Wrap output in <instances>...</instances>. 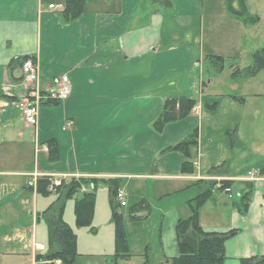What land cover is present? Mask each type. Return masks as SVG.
I'll use <instances>...</instances> for the list:
<instances>
[{
    "label": "crops",
    "instance_id": "0c3cea01",
    "mask_svg": "<svg viewBox=\"0 0 264 264\" xmlns=\"http://www.w3.org/2000/svg\"><path fill=\"white\" fill-rule=\"evenodd\" d=\"M65 1L0 0V110L8 108L6 100L14 102L23 97L19 84L25 80L22 68L18 63L10 69L20 57L37 59L42 89L53 86L62 74H68L73 85L67 100L43 105L38 126L30 127L26 138L34 146V139L51 144L54 151L35 155L33 163L21 172L24 180L26 173L41 168L48 173L122 179L123 190L126 180L127 189L134 180H140L146 191L141 192L139 185L137 199H146L151 205L152 193L165 200L197 188L182 200L194 198L200 192L199 178H206L205 171L215 166L227 164L228 168L213 178L224 175L245 183L241 179L245 174L234 159L217 157L205 162L201 158L205 142H200L199 156L195 155L193 174L181 172L184 156L180 152L161 153L196 128L200 132L203 122L197 114L203 108L199 104L190 116L169 123L162 133L153 129L164 101L179 97L170 95L172 86L177 87L170 75L182 72L190 77L196 57L193 44L189 47L180 41L177 30L165 29L167 19L175 5L179 13L198 15L199 0H170L171 7L155 0H86L83 15L71 22L63 20L60 9L50 7L64 6ZM252 11L258 15L255 9ZM66 120L75 124L65 131ZM212 144L210 140L206 146L215 149ZM240 186L232 187L228 202L213 195L199 212L200 223L207 230H240L226 243L228 258L224 264H243L242 258L264 257V181L245 191ZM249 189L254 194L253 214L251 206L242 212L235 201ZM150 208L151 216L155 211L160 216V236L156 248L148 242L140 248L146 251L148 261L144 264H149L155 251L158 264H172L171 260L179 255L176 224L189 213L178 207Z\"/></svg>",
    "mask_w": 264,
    "mask_h": 264
},
{
    "label": "rangeland",
    "instance_id": "374dc122",
    "mask_svg": "<svg viewBox=\"0 0 264 264\" xmlns=\"http://www.w3.org/2000/svg\"><path fill=\"white\" fill-rule=\"evenodd\" d=\"M246 1L249 13L256 15L252 9L258 13L259 21L256 24H245L242 18L230 14L227 0H199L198 15L179 13L175 5L173 13L167 19V26L165 25L166 30H177L180 41L189 47L193 44L196 53L193 62L195 68L193 67L190 77L182 75V72H173L170 75L177 83H173L177 87L175 89L172 86L170 95L194 98L197 104L202 106L200 113H195L197 118L202 117L203 122L200 128V142H205L207 145L211 140L215 149L204 145L200 150L203 155L201 158L205 162L217 160V157L220 160L234 159L241 173L245 174V178L241 179L249 183L243 184L239 182L240 179H230L234 180V186L241 184L240 188L243 191L264 181V69L255 75H247V70L253 63L254 53L264 48V0ZM211 56L224 58L223 69L219 71L212 64ZM19 84L22 86L23 97L15 99L14 102L6 100L8 108L5 111L0 110V264H36L35 258L40 251L35 249V243H43L46 249L49 246L48 228L44 219L39 220V217L59 195L58 193L44 195L39 193V189L37 191L29 189L26 185L27 175L25 174L26 181L21 175V172L31 165V161L33 163L37 153H33L35 146L29 138H26L31 129L25 123L19 108L21 102L30 99L33 84L25 80ZM208 98L219 101L217 109L213 112L207 111L204 107V102ZM234 128H238L240 144L237 139L233 140L234 137L230 138L234 135L231 131ZM195 155L199 156V148L195 150ZM260 166L263 167L261 174L253 178L250 173L255 172L256 167ZM225 167L228 168V165H222L215 171L219 170L220 174H224L227 172ZM40 171L43 174L48 173L42 168ZM208 171L210 170L205 172ZM64 174L69 175L68 172L62 173ZM219 176L213 178L214 175L209 176L207 173V177L199 178V181L229 179L224 175ZM71 177L90 179L80 174ZM127 183L128 180L123 186H125L128 206H120L118 210L122 212L128 257L121 258L115 255L118 228L113 221L108 187L99 186L94 215L89 225L78 224L75 198L66 201L63 217L77 235L79 255L75 264H117V262L144 264L148 261L144 257L146 251H140V248L147 242L154 248L158 245L160 216L157 211L152 216L151 211L150 213L143 211L145 213L137 214L143 218L135 221L132 213L135 211V205L140 202L137 199L138 187L141 185V192L146 189H143L144 183L142 184L140 180H134L129 189ZM202 185L203 190L208 186L206 182ZM197 186L201 191V185ZM196 189L191 188L186 194L177 193L165 200L158 199L152 193V205H150L164 209L178 207L181 211L185 209L189 213L187 217L191 213L189 200L182 199H188L190 192ZM215 191V198H224L226 201L228 195H233V189L232 192H226L215 187ZM234 194L236 196L235 192ZM253 195L252 193V199ZM235 201L237 205L241 204V197L239 201L235 198ZM251 202L248 209L251 206V214H253L254 204L251 205ZM148 218L149 220H143ZM43 251L41 253H44ZM156 252L152 254L149 264H158Z\"/></svg>",
    "mask_w": 264,
    "mask_h": 264
},
{
    "label": "trees",
    "instance_id": "16d2710c",
    "mask_svg": "<svg viewBox=\"0 0 264 264\" xmlns=\"http://www.w3.org/2000/svg\"><path fill=\"white\" fill-rule=\"evenodd\" d=\"M163 3L167 7L172 6L170 0H155ZM86 0H66L64 3V9L61 11L62 18L65 22H71L79 19L85 8ZM228 11L230 14L243 19L245 24L252 25L259 21V16L251 15L248 10L246 0H228ZM27 56L20 57L15 60L10 69L13 70L16 65L22 66L23 61ZM211 62L220 71L223 69L225 60L220 56H211ZM261 69H264V48L258 50L253 55V63L247 70V75H255ZM239 71V70H238ZM239 73V72H238ZM237 74V73H236ZM59 104V103H53ZM219 101L208 98L204 102V107L207 111L213 112L217 109ZM197 106V101L194 98L179 96L170 97L164 101L163 108L158 117L153 122V129L162 133L169 123L178 122L186 119L193 113V110ZM234 135L230 136L233 140L241 143L237 128L231 130ZM231 132V133H232ZM229 133V131H228ZM232 133V134H233ZM200 145V132L199 128H196L189 133L184 139L175 145H170L162 149L161 153L165 152H180L184 156L181 172L183 174H193L196 171L195 165V150ZM50 154L54 149L51 144ZM53 160L54 157H52ZM220 166L213 167L208 171V175L212 176L220 172L215 171ZM69 179V180H68ZM207 183L208 186L204 188L202 183ZM49 183V177H45L40 180L39 193L49 195L47 186ZM122 179L116 178H67L63 184L58 187L57 198L44 210L39 217V220L44 219L48 228L49 246L48 249L39 253L35 258L36 264H75L78 253L77 235L74 229L64 220V210L66 207V201L75 198V214L77 222L80 225H89L94 215V209L97 198V191L100 185H107L110 191L111 205L113 208V221L117 226V247L115 254L118 257H128L129 253H126V235L122 225V212L118 210L120 204L117 200V194L122 188ZM198 184L201 185L202 190L196 197L190 199L188 204L191 208L190 216L181 218L176 224L177 243L179 248V255L173 258L172 264H224L228 258L226 254V243L229 239L239 234L240 230L233 228L227 231H215L207 230L200 223L199 212L200 209L206 204V202L214 195L215 187L219 184L216 180H198ZM221 187L219 190H224L227 187L234 186V180L226 179L220 181ZM244 183V182H243ZM245 182L244 184H248ZM89 186L87 191L83 190L84 186ZM82 191V193H81ZM56 193V194H57ZM78 195V196H77ZM80 195V196H79ZM252 193H245L241 198L240 210L245 212L248 210ZM135 211L132 213L134 219L140 218L137 216L139 212L147 211L150 213V203L148 200L143 199L135 205ZM243 264H262L264 263V257H248L242 258ZM118 264V262H117Z\"/></svg>",
    "mask_w": 264,
    "mask_h": 264
},
{
    "label": "built area",
    "instance_id": "2783aa9c",
    "mask_svg": "<svg viewBox=\"0 0 264 264\" xmlns=\"http://www.w3.org/2000/svg\"><path fill=\"white\" fill-rule=\"evenodd\" d=\"M50 7H56L61 11L64 9L63 5L55 6L54 4H52L50 5ZM21 68L24 79L28 83L33 84V88L30 90V99L27 102H21L19 108L21 110L25 123L29 127H37L39 123V113L41 107L46 104L61 103L62 101L67 100L72 94L73 85L69 75L62 74L55 80L53 86L46 89H42L39 84L40 71L38 61L34 56H27L23 61ZM74 124L75 122L73 120H66L64 124V130L66 131L73 128ZM34 144L37 156L42 153H49V144L39 143L35 141V139ZM262 168V166L256 167L257 170L255 172L250 173L252 177L254 178L255 175L261 174ZM26 175L28 177L26 185L29 189H33L35 191H37L39 188L40 180L44 179L45 177H49V183L47 186V191L49 193H57L58 187L63 184L67 177H71L69 175L67 176L66 174H43V172L39 169L34 170L33 172L26 173ZM220 181L219 184L216 186L217 189L221 187ZM224 191L232 192V189L230 187H227L224 189ZM117 200L120 206L123 207L127 205L125 190L121 189L118 192ZM35 249L41 252L45 250L46 247L43 243H35Z\"/></svg>",
    "mask_w": 264,
    "mask_h": 264
}]
</instances>
